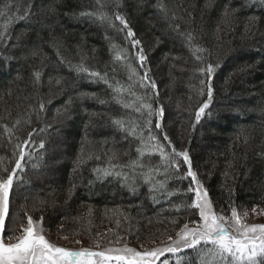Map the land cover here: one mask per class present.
Listing matches in <instances>:
<instances>
[{"label": "trees", "instance_id": "16d2710c", "mask_svg": "<svg viewBox=\"0 0 264 264\" xmlns=\"http://www.w3.org/2000/svg\"><path fill=\"white\" fill-rule=\"evenodd\" d=\"M156 2L0 0V34L10 37L0 43V168L14 166L15 144L35 130V145L28 146L33 158L21 173L24 182L14 184L10 193L13 229L30 215L44 219L55 231H92L104 242L110 237L140 243L173 235L184 222L199 220L198 211L189 207L194 196L186 191L190 183L186 165L178 172L169 170L166 188L156 192L136 179L139 168L135 174L131 168L117 169L136 179L135 192L117 177L96 179L92 172L107 167L109 159L120 165L141 159L159 166L156 180H163L166 167L157 152L138 157V141L111 126L115 118L142 122L140 114L116 103L102 81L69 68V63L83 62L90 70L107 73L110 83L117 81L124 89L119 94L124 102L135 100L129 89L142 93L135 80L128 79L125 61L114 60L115 46L128 53L127 63L143 75L135 59L138 49L118 30L122 26L114 20L116 12L129 21L148 57L149 74L159 92L153 107L165 109L162 121L152 117V132L165 150L170 146L156 123L163 124L172 146L189 152L217 212L229 215L230 203L238 211L264 209V5L259 0H211L210 6L209 0H163L169 10L165 19ZM82 12H106L115 27ZM189 32L193 45L205 49L200 55L215 67L212 103L195 127L194 113L207 96L206 89L199 95L201 77L194 69L203 65L186 43ZM36 72L41 74L39 81ZM5 124L13 129L11 138ZM61 134L64 150L57 154L54 142ZM40 141L45 147L37 150ZM89 155L100 159L87 160ZM78 158L87 162L78 166ZM57 163H61L54 173L57 181L47 188L37 175L44 169L36 171L35 164L52 169ZM168 192L175 194L169 197ZM201 256L202 252L188 250L165 257L169 264H200Z\"/></svg>", "mask_w": 264, "mask_h": 264}, {"label": "snow or ice", "instance_id": "6c2138e0", "mask_svg": "<svg viewBox=\"0 0 264 264\" xmlns=\"http://www.w3.org/2000/svg\"><path fill=\"white\" fill-rule=\"evenodd\" d=\"M252 2L255 3L256 0H252ZM259 2L264 5V0H259ZM210 3L211 0H209V6ZM155 6L167 19L169 10L163 0H157ZM225 14H228V10L225 11ZM81 15L89 19L99 20L101 23H107L110 27H115L113 16L114 20L119 21V25L122 27L118 30L125 32L126 38H131L132 47L138 49L135 53V59L139 69L143 70V75H140L136 68L127 63L128 53L115 46L113 48L114 60L116 62L125 61V69L130 70L128 79L130 81L135 80L136 85L143 91L137 95L129 89V93L135 97V100L131 103L124 102L119 96L124 89L118 86L117 81L110 83L107 73L102 74L100 71L90 70L84 66L83 62L76 65L69 63V68L77 74H85L89 80L102 81L113 91L116 103L121 104L125 109L132 108L134 112L139 113L142 122L115 118L110 121L111 126L122 132L125 138L131 137L138 141L139 147L135 149L138 157H144L146 152H157L166 165L163 173L164 179L156 180V176L159 174V166L146 164L141 159L132 160L126 165L114 164L109 159L107 167L92 169L96 179L117 177L124 182L125 187L133 192L137 190L136 179H139L148 185L151 191L156 192L166 188L167 180L171 177L172 172H178L182 165H186V178H190L186 191L194 196L189 207L198 210L199 220L192 222L193 227H189V223H184L177 233V238L173 239L171 236L168 238L171 244L145 251H136L128 247L108 248L101 251H93L88 248L70 250L60 247L51 243L43 234L42 218H37L34 221L30 215L25 217L26 226L13 229L9 223L6 230L10 193L13 191L14 184L24 182L21 173L25 171L28 159L33 158L32 151L28 147L30 143L35 145V141L32 139L35 132L33 130V132L28 133L27 139L15 144L14 160L12 161L14 166L0 168V264H112L113 261L116 264H121V262L123 264H158V261L160 264H169L165 253L186 254L188 250L203 253L200 264H264V224H248L246 222L249 215L248 211H238L231 203L229 215H225L223 210L217 212L210 200L208 190L198 178L197 171L193 169L189 152L177 150L175 146H172L171 139L163 132L162 123H156L154 127L161 130L163 141H167L170 146L168 151L165 150V145L160 142V138L153 134L152 117L155 116L162 121L165 109L163 105L153 107L154 104H158L159 99L157 84L149 74L151 70L146 63L148 57L144 52L142 42L136 38V33L129 26V21L119 12L114 13L113 16H109L106 12H82ZM174 30L178 31L179 25H175ZM9 38L7 34H0V43ZM194 39L191 32L187 33L186 43L191 48L195 59L203 65L194 69V72L200 74L201 77L199 95H204L206 89L207 99L195 111L193 127L201 123L202 117L207 115L206 110L212 103L214 89L211 81L215 72L214 65L200 55V53L205 52V49L193 45ZM40 75L39 72L35 73L37 81H39ZM92 98H95V94H92ZM99 102L105 104L104 100ZM38 107L43 111L45 105L40 102ZM15 123L19 124L20 122L17 120ZM2 127L11 138L13 129L6 124ZM145 130L148 132L147 136L144 135ZM17 139L19 140L18 137ZM44 147V142L40 141L37 150L44 149ZM93 158L99 160L100 156L89 155L87 160ZM86 162L85 159L81 158L77 160L78 166H82ZM123 168L133 169V174L137 168L142 171L136 179H133L127 173L117 170ZM174 194V192L167 193L169 197ZM257 207L252 209L253 213L264 214V209L257 211ZM78 243L80 242L78 241ZM113 253L116 254L113 255ZM162 257H164L163 260H161Z\"/></svg>", "mask_w": 264, "mask_h": 264}, {"label": "rangeland", "instance_id": "374dc122", "mask_svg": "<svg viewBox=\"0 0 264 264\" xmlns=\"http://www.w3.org/2000/svg\"><path fill=\"white\" fill-rule=\"evenodd\" d=\"M193 8L195 10L197 9L196 7H193ZM165 35L167 36L166 33H165ZM63 140H64V138L61 134L60 136L57 137V142H54V149H56L55 152L57 154H58V152H63V150H64L62 148V145H61V143H63ZM60 157H62V155ZM59 164H61V163H57L55 165V168H52V169L50 167L48 169V167H46L44 165L39 166L38 164H35V167H37V169H38L36 171L42 170L41 168L44 169L43 172H38L37 175L39 176V178L44 179L43 181H45L47 188H50L54 184V182L57 181V177L54 176V173L56 172V170H58L60 168ZM48 197H49V200H51V199L53 200V198L51 197V194H49ZM58 199L59 198H57V204L59 203ZM10 201H11V199L9 197V206L11 204ZM10 209H9V211H10ZM252 209L253 208H250L249 210H247L249 215L246 218V222L248 224H253V223L264 224V214L253 213ZM239 211H243V210H239ZM257 211H259V208H257ZM32 218L34 221L37 220V216L35 218L34 217H32ZM43 220L44 219H42V221ZM9 223L11 224L10 216L6 220V227ZM184 223H186V222H184ZM21 226H26V220H24V222L21 224ZM21 226H19V227H21ZM182 226L183 225H181L178 228V230L175 232V234L170 235L173 239L177 238V233L179 232V230ZM193 226H194L193 223H189V227H193ZM42 227L44 229L43 234L46 236V238L51 243H53L57 246H60V247L70 249V250H80L82 248H88V249L93 250V251H101V250H106L108 248L128 247V248L135 249L136 251H145V250H151V249L156 248V247H165V246L171 244V241L168 239L170 236L164 237V238L159 239V240H155L153 242H140V243H131L127 239L122 241L120 239H116V238L112 239L109 237L108 241L104 242V241L99 239V236H100L99 232L98 233L95 232L94 236H92V231L89 232V234H86V233L81 234V233H75V232L74 233H67L66 231H63V230L55 231L53 229H49L48 227H46L45 221H43ZM16 234H18V233H16ZM117 240H119V241H117ZM78 241L80 243H78ZM115 254L116 253H113V255H115ZM166 255H173V254L165 253V256ZM207 259H210V258H207ZM113 263H114V261L112 262V264ZM158 263H159V261H158Z\"/></svg>", "mask_w": 264, "mask_h": 264}]
</instances>
